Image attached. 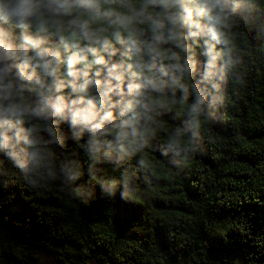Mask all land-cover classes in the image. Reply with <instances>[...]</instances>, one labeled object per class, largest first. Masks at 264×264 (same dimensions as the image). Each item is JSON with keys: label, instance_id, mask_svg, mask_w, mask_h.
Returning <instances> with one entry per match:
<instances>
[{"label": "clouds", "instance_id": "clouds-1", "mask_svg": "<svg viewBox=\"0 0 264 264\" xmlns=\"http://www.w3.org/2000/svg\"><path fill=\"white\" fill-rule=\"evenodd\" d=\"M257 2L264 7V0H0V153L38 187L74 181L86 160L115 154L123 161L113 169L118 178L90 179L110 193L122 184L130 199L143 159L140 169L127 161L158 139L164 117L181 120L164 133L161 154L198 151L220 99L211 90L241 66L240 45L248 44L241 21ZM63 124L84 141L79 156L54 151L66 145Z\"/></svg>", "mask_w": 264, "mask_h": 264}, {"label": "trees", "instance_id": "trees-1", "mask_svg": "<svg viewBox=\"0 0 264 264\" xmlns=\"http://www.w3.org/2000/svg\"><path fill=\"white\" fill-rule=\"evenodd\" d=\"M241 24L242 64L211 90L220 99L198 151L162 155L159 142L181 120L164 117L158 139L127 161L140 169L143 159L130 199L122 184L110 193L90 179L118 178L113 169L123 161L115 154L86 160L74 181L38 187L0 153V264H215L217 255L264 264V7L253 4ZM61 127L68 139L54 151L79 156L84 141Z\"/></svg>", "mask_w": 264, "mask_h": 264}, {"label": "rangeland", "instance_id": "rangeland-1", "mask_svg": "<svg viewBox=\"0 0 264 264\" xmlns=\"http://www.w3.org/2000/svg\"><path fill=\"white\" fill-rule=\"evenodd\" d=\"M43 264H54L50 260H45ZM215 264H238L234 262L231 258L224 255H217L215 258Z\"/></svg>", "mask_w": 264, "mask_h": 264}]
</instances>
